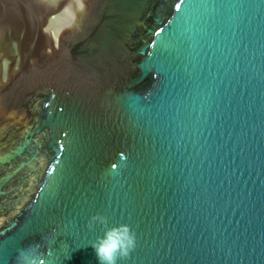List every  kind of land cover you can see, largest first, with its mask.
<instances>
[{"label": "water", "instance_id": "obj_1", "mask_svg": "<svg viewBox=\"0 0 264 264\" xmlns=\"http://www.w3.org/2000/svg\"><path fill=\"white\" fill-rule=\"evenodd\" d=\"M97 213L264 264V0H0V264H98Z\"/></svg>", "mask_w": 264, "mask_h": 264}, {"label": "clouds", "instance_id": "obj_2", "mask_svg": "<svg viewBox=\"0 0 264 264\" xmlns=\"http://www.w3.org/2000/svg\"><path fill=\"white\" fill-rule=\"evenodd\" d=\"M97 224L104 230L103 235L97 236L91 243L98 264H119L129 259L137 246L132 227L125 223L109 225V218L99 213L89 219L87 227L91 230Z\"/></svg>", "mask_w": 264, "mask_h": 264}, {"label": "snow or ice", "instance_id": "obj_3", "mask_svg": "<svg viewBox=\"0 0 264 264\" xmlns=\"http://www.w3.org/2000/svg\"><path fill=\"white\" fill-rule=\"evenodd\" d=\"M177 7H179V5H177Z\"/></svg>", "mask_w": 264, "mask_h": 264}]
</instances>
